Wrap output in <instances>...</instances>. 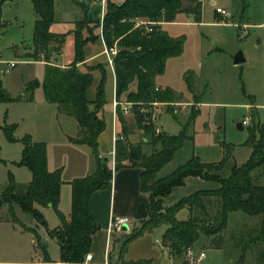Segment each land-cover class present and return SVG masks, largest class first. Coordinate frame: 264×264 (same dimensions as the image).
Segmentation results:
<instances>
[{"label":"trees","instance_id":"obj_1","mask_svg":"<svg viewBox=\"0 0 264 264\" xmlns=\"http://www.w3.org/2000/svg\"><path fill=\"white\" fill-rule=\"evenodd\" d=\"M6 1L0 0V7ZM182 0H124L116 4L110 0L101 23V34L106 45L114 43L119 50L113 58L114 64L120 69L122 81L117 90V98L132 103L134 124L137 128L151 137L153 147L149 154L143 152V144L147 141L128 144L127 152L116 157L115 168L123 166H137L142 168L140 174V188L147 194V211L141 225L134 228L120 240L118 257L110 264H150L149 261H127L123 258L128 243L134 238L150 231L155 227L166 226L162 236L163 243L175 254L181 256L187 247H192L200 234L212 237L211 245L219 247L216 237L225 227L229 212L240 210L248 215L264 216V126L262 124L248 125L247 137L242 143L251 149L249 158L241 165H233L227 176L219 174V170L231 157L234 144L220 140L223 148V158L215 163H204L195 154L181 165L164 175L159 171L174 156L175 151L183 143L191 141L192 135L187 133L186 125L182 126L178 134L165 132L155 134L151 125L144 122L139 108L148 103L173 102L174 93L171 88L155 90L156 77L163 73L167 58L177 56L183 47V38L174 37L167 31L154 26L153 31L144 33L133 28L129 19L147 18L155 21H173L176 14L189 12L195 14V21H200L201 11L198 0H186L185 7ZM35 21L33 26L32 44L35 60L42 55L46 61L41 81L34 79L25 83L27 100L33 99V92L41 87L46 101L55 103L59 113L72 116L78 127V135L70 138L77 144H86L96 159V170L86 176L75 177L68 183L71 185V210L65 216L58 210L60 186L63 183L61 168L49 170L47 167V147L43 141H34L29 134L21 138L23 145L19 165L26 166L31 172V180L22 194L14 193L13 175L9 174V181L2 195V203L18 205L22 211L28 213L36 225L44 226L47 235L54 239L60 251V264H81L89 253L92 234L98 228L89 210L91 193L104 188L112 178V170L98 157L97 140L105 127L101 111L106 103L104 96L105 73L100 66L101 78L96 87L95 98L87 97V90L92 83L90 69L82 72L77 64L83 61V45L94 40L93 29L99 24H89L86 20L77 22L74 39L73 61L60 67L50 63L51 51L57 46L58 36L49 31L54 20L53 0H31ZM124 19V20H123ZM86 29L87 34L83 35ZM188 82V80H187ZM189 84V83H188ZM125 94L122 98L121 95ZM14 100L0 90V103ZM93 105L91 109L90 106ZM123 132H127L126 120L117 109ZM195 114L193 115V117ZM188 122H190L188 120ZM12 128L3 127L6 136L11 141ZM261 168L260 173L254 172ZM193 176L204 180L214 181L217 188L199 189L178 199L171 205L164 206L163 198L173 187L182 186L185 178ZM37 206L53 208L60 218L59 226L48 229L46 221ZM187 206L189 216L186 220H178L176 212ZM217 207L213 212L212 208ZM11 214L12 211H11ZM17 220V219H16ZM35 234L38 244L43 250L44 258L49 259L46 248L35 227L30 228ZM259 239L264 240V227Z\"/></svg>","mask_w":264,"mask_h":264},{"label":"rangeland","instance_id":"obj_2","mask_svg":"<svg viewBox=\"0 0 264 264\" xmlns=\"http://www.w3.org/2000/svg\"><path fill=\"white\" fill-rule=\"evenodd\" d=\"M214 1L212 4L211 0H203L201 22L195 21V14L184 12L177 14L175 22L166 26L171 36L183 38V47L179 55L167 58L164 71L156 77V82L172 87L185 101H177L181 104L177 106V114H172L170 106H162L171 113L164 111L160 123L167 134H178L182 125L187 124V133L193 139L175 151L173 158L158 175L167 174L184 163L191 154H195L196 145H213L220 140L241 144L247 137L248 125L264 126V0ZM181 2L183 7L189 4L186 0ZM217 7L228 11L229 16L218 14L215 11ZM34 20L31 0L6 1L0 7V69L4 70L0 73V90L14 99L0 103V197L7 188L10 173L16 194L24 193L31 179L30 170L18 164L23 148L20 140L25 134L46 143L48 168H64V176L77 174L74 169L84 158L83 150L87 149L85 146H74L70 141V137H76L79 131L78 127L73 129L74 118L59 115L56 104L44 100L40 88L34 90L33 101L23 99L25 83L40 79L43 74L42 65L24 61H35L31 56L34 53ZM216 47L221 50H214ZM239 49L245 61L235 64L233 55ZM71 53L72 45L66 46L64 55ZM37 59L44 58L39 55ZM9 62H15V65L10 67ZM188 83L193 85L203 102L200 110L188 91ZM121 97L124 98L125 94ZM188 111L190 113L185 114ZM245 117L249 118V124L239 129L237 124ZM3 127L12 128V141ZM137 133L134 141L140 143L141 136L146 137L143 152H152L151 137L142 129ZM261 170L258 168L254 172L260 173ZM263 180L259 179L261 182ZM64 197L61 208L68 212L71 202L66 194L65 207ZM39 210L48 229L59 226L60 218L53 208ZM58 210L62 212L59 206ZM183 213L180 212L178 216H183ZM255 217L240 210L229 212L225 232L220 238H215V242L222 245L220 250H214L215 246L204 243L202 239L205 236L200 234L192 247L197 253L204 251L206 257L198 264H264V242L258 239L261 232L247 229V222ZM28 225H35L28 213L16 204L10 210L7 202L2 203L0 264L39 261V254L31 241L35 234L25 229ZM163 227H155L153 236L160 235ZM45 229L40 226L38 232ZM46 250L52 261L60 260L56 241H49ZM242 254L246 255L245 261L240 258ZM54 262L49 264H56Z\"/></svg>","mask_w":264,"mask_h":264},{"label":"crops","instance_id":"obj_3","mask_svg":"<svg viewBox=\"0 0 264 264\" xmlns=\"http://www.w3.org/2000/svg\"><path fill=\"white\" fill-rule=\"evenodd\" d=\"M11 1V0H10ZM116 4L122 3L124 0H110ZM200 3V11L202 21V2L203 0H198ZM108 0H53V13L54 20L49 27V31L58 36V43L53 42L52 46H57L55 50L51 51L50 63L58 65L60 67H65L69 65L74 58V39H75V31L77 29V22L80 20H86L89 24H99V27L93 29V33L96 35L94 40L87 41L83 45V61L77 64V67L80 71L86 72L90 69V73L92 74V83L87 90V97L90 100L95 98L96 87L101 78V70L100 66L105 73V83H104V96L106 103L101 111L105 121V127L103 131L99 134L97 140L98 153H102L106 155L109 151L115 150V159L119 155H123L127 152L129 143H137L135 137L137 136V132L140 130L134 124V114H123L122 116L126 120V125L128 127L127 132H123L122 123L119 120L117 114V108L114 106V100L117 98V90L122 81V74L120 69L114 64V62L110 63L108 58L104 52V48L106 43L101 34V23L106 13ZM211 3L214 4L215 1L211 0ZM57 8L59 9L57 13ZM184 13V12H180ZM187 14H193L189 12H185ZM179 14V13H178ZM219 14V13H218ZM35 15V14H34ZM177 15V14H176ZM229 16V15H228ZM176 17V16H175ZM36 19V17H35ZM35 21V20H34ZM175 22V18L173 21H160V28L167 31V25ZM86 29L83 30V35H86ZM72 45V53L69 55H64V49L66 46ZM214 50H221V48L216 47ZM25 62L31 63H39L44 66L46 61L44 59H38L33 62H29L24 60ZM100 65V66H99ZM43 78V74L41 78H35L41 81ZM34 80V79H32ZM31 81V80H30ZM28 82V81H27ZM156 86L160 89H164L166 87L171 88L174 93V101H185L184 98L180 97L179 94L170 86H161L156 82ZM189 93H192V97L194 98L195 104H198L199 110L200 106L203 103L200 100L199 95L193 89V85H186ZM41 89L38 87L36 89ZM35 89V90H36ZM42 91V89H41ZM43 93V91H42ZM27 94H25V85H24V96L23 99L27 100ZM44 98V95H43ZM34 100L33 99L31 101ZM45 100V98H44ZM93 108V105L90 106ZM57 109V105H56ZM166 112H170L165 111ZM59 115H64L71 117L69 115L59 113ZM171 113V112H170ZM190 111L185 114H189ZM75 120V119H74ZM73 129L76 130L77 123L74 121ZM183 126V125H182ZM243 128V125L241 129ZM163 132L164 129H163ZM122 133L125 136V139L117 138V135ZM166 133V132H165ZM72 138V137H70ZM34 140V139H33ZM142 141H146L147 138L141 136ZM38 141V140H34ZM73 143V142H72ZM243 143V142H242ZM235 145L233 153L231 157L225 162L221 170H219V174L222 176H227L231 167L235 165L243 164L251 153V149L248 146L243 144ZM74 146H85V150H83L84 158L81 163L76 166L74 171L77 174H72L70 176H64V168H61V178L63 183L60 186V197H59V209L65 216H68L70 210L66 212L65 208H61L62 198L64 197V205L66 207V194L68 195V199L71 202V185L68 183L71 179L75 177H82L86 175L92 174L96 170V159L91 151V148L86 144H77L73 143ZM195 155L199 158L201 162L204 163H215L220 161L223 158L224 151L220 145V141L217 144L213 145H196L195 146ZM105 162L108 167L112 170V178L104 188L98 189L91 193L88 201L89 210L93 216L94 222L97 225L96 231L92 234L91 237V245L89 249V253H91L92 257L89 261H84L81 264H104L106 261L115 262L118 257V250L120 246V240L124 235L130 233L134 228H137L141 224V220L145 217V213L147 211L148 197L147 194L144 193L140 188V174L142 172L141 167L137 166H123L121 168H115V164L112 161L111 157H107L105 159H101ZM47 167H48V158H47ZM49 169V168H48ZM51 170V169H49ZM54 170V169H52ZM31 180V179H30ZM30 182V181H29ZM66 186H69L68 189ZM218 184L214 181L204 180L199 177L189 176L185 178V183L182 186L173 187L171 192L163 198V205L168 206L176 202L178 199L187 196L196 190L199 189H213L217 188ZM41 210L47 209L50 207H42L38 206ZM217 207H213L212 211L214 212ZM180 212H184L183 216L179 217L178 214ZM126 216L132 220V223L127 225L126 230H122L120 232L111 233V221L114 216ZM189 216L187 206H183L176 212V218L178 220H186ZM256 216L255 219L247 222V229L253 231L261 232L263 226L262 221L264 219L263 215H252ZM228 221V216H227ZM227 225V222H226ZM223 228L221 232L222 234L225 232L227 226ZM31 227H35L37 233L40 237H45L48 241L54 240L50 238L46 229L39 233V225H28L25 226L26 230H30ZM160 227V226H158ZM166 226L161 229L160 235L153 236V229L150 231L144 232L142 235L131 240L126 250L123 253V258L127 261H149L150 264H187L184 257L179 256L172 252L169 247H167L163 241L162 236L165 231ZM33 233V232H32ZM34 234V233H33ZM212 237H204L202 241L207 245H211ZM259 239V238H258ZM158 240V241H156ZM262 240V239H260ZM32 246L36 253L39 254V261L36 263L29 264H49L54 262H47L44 258L43 250L38 244L37 238L34 235L32 237ZM55 241V240H54ZM264 242V240H262ZM221 244L219 247H215L214 250H220ZM47 248V247H45ZM204 252V251H203ZM206 254L204 252V258ZM203 258V259H204ZM241 260L245 261L246 255H241ZM54 263L60 264L59 261H55ZM246 264V263H244ZM247 264H257V263H248Z\"/></svg>","mask_w":264,"mask_h":264},{"label":"built area","instance_id":"obj_4","mask_svg":"<svg viewBox=\"0 0 264 264\" xmlns=\"http://www.w3.org/2000/svg\"><path fill=\"white\" fill-rule=\"evenodd\" d=\"M215 11L221 15H225L228 16L229 13L228 11H226L223 8L217 7L215 9ZM124 20V19H123ZM130 21L133 22V28L134 29H140L142 30L144 33H150L153 31L154 26L159 25L160 21H155V20H149L147 18H133V19H129ZM119 48L116 45V43H114L111 46L106 45L104 48V52L108 58V61L110 63L113 62V58L116 55V53L118 52ZM8 65L10 67H13L15 65V62H9ZM4 70L0 69V73H3ZM160 88L158 86L155 87V90H159ZM187 104V103H186ZM170 106L171 108V112L172 114H177L178 112V107L179 105H181L180 103H178L177 101H173V102H151L148 103L146 105H143L139 108V111L141 112V114L144 117V122L151 125L153 131L155 134H160L163 133V128L162 125L160 123V117L162 115V113L165 111L164 108L162 106ZM114 106L115 108L119 109L121 111V113L123 114H129L132 113V103L128 102V101H120L118 99L114 100ZM185 105H183L184 108ZM249 124V118L245 117L242 120V125H248ZM117 138L119 139H125V136L120 133L119 135H117ZM98 157L100 159H105L107 157H111L113 163L115 164V150H111L109 151L106 155L102 154V153H98ZM132 223V220L129 217L126 216H114L112 218L111 221V233H115V232H120L122 231V226L123 225H128ZM158 241V240H156ZM92 255L91 253H87L85 256L84 261H89L91 259ZM184 258L187 262V264H198L203 258H204V252H199L197 253L194 249V247H187L184 250ZM104 264H110L109 261H106Z\"/></svg>","mask_w":264,"mask_h":264},{"label":"water","instance_id":"obj_5","mask_svg":"<svg viewBox=\"0 0 264 264\" xmlns=\"http://www.w3.org/2000/svg\"><path fill=\"white\" fill-rule=\"evenodd\" d=\"M243 61H245V57H244V55H243L242 50L239 49V50L236 51L235 54L233 55V62H234L235 64H237V63H241V62H243ZM237 126H238L239 129H241V127H242V122H241V123H238ZM1 205H2V198L0 197V207H1ZM127 228H128L127 225H123V226H122V230H126ZM41 242H42V244L44 245V247H48V241H47V239H46L45 237H42V238H41Z\"/></svg>","mask_w":264,"mask_h":264}]
</instances>
